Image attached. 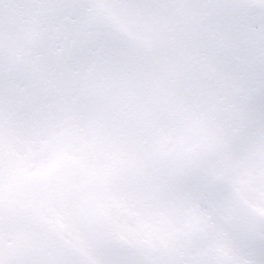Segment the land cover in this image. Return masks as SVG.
<instances>
[{"label": "snow or ice", "instance_id": "snow-or-ice-1", "mask_svg": "<svg viewBox=\"0 0 264 264\" xmlns=\"http://www.w3.org/2000/svg\"><path fill=\"white\" fill-rule=\"evenodd\" d=\"M0 264H264V0H0Z\"/></svg>", "mask_w": 264, "mask_h": 264}]
</instances>
